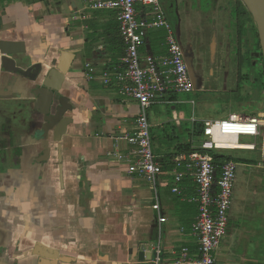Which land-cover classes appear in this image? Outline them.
I'll return each instance as SVG.
<instances>
[{"label":"crops","instance_id":"0c3cea01","mask_svg":"<svg viewBox=\"0 0 264 264\" xmlns=\"http://www.w3.org/2000/svg\"><path fill=\"white\" fill-rule=\"evenodd\" d=\"M225 1L196 0L197 9L207 5L215 14L227 9ZM239 1L230 0L227 6ZM137 8L140 16L149 17ZM166 35L162 27L149 28L140 56L164 57ZM211 38L216 47V35ZM1 41L19 42L24 52L8 55L13 67L21 68L9 71L0 48V264H155L156 249L161 264H176L182 248L195 258L192 224L198 210L191 171L177 169L183 173L179 192L171 187L173 158L185 153H176L175 146L199 145L193 141L197 120L192 116L193 125L183 128L177 110L170 115L172 92L148 109L152 150L162 165L158 213L152 208L150 183L129 172L136 154L123 137L133 133L139 107L118 94L114 81L124 53L116 11L94 9L88 0H0ZM62 49L74 52L62 85L72 107L65 116L71 121L60 141L53 140L52 130L44 140L38 134L43 115L33 107L32 89L58 63ZM105 71L111 84L101 80ZM214 71L210 67L208 77L217 80ZM158 104L166 105L163 113ZM253 139L263 144L264 132ZM230 216L229 210L217 264H264V227L260 233L251 225L241 228ZM251 217L247 220L255 222ZM239 233L254 235L251 252L247 244L241 252L233 250L230 240ZM143 252H152L151 259L141 257Z\"/></svg>","mask_w":264,"mask_h":264},{"label":"built area","instance_id":"2783aa9c","mask_svg":"<svg viewBox=\"0 0 264 264\" xmlns=\"http://www.w3.org/2000/svg\"><path fill=\"white\" fill-rule=\"evenodd\" d=\"M88 1L94 9L116 11L124 53L120 58L121 68L115 72L114 81L118 84V94L135 100L139 107L133 133H127L123 137L136 154L129 172H136L150 183L155 200L152 208L159 213L160 203L156 186L162 165L152 150L148 109L166 92L187 93L194 90L184 60L183 48L160 0ZM137 7H141L143 14L149 17L140 16ZM151 27H162L167 31V54L160 59L150 54L140 56L139 53L147 30ZM87 68L90 73L94 72V68L89 64ZM101 80L105 84H111L113 81L107 71L102 74ZM263 129L264 111L253 114L233 112L225 119H205L201 121L203 140L199 145L173 158L175 173L171 190L179 192L178 184L183 173L177 169L185 168L191 171L196 187L192 200L197 203L198 210L192 224V232L197 240V256L190 258L187 248H182L176 264H217L218 250L228 233L237 161L225 159L218 166L213 162L211 152L254 150L255 143L241 142L240 137L257 138L262 136ZM116 157L121 159L122 155L116 154ZM158 220L159 223L163 220L160 215ZM154 263L161 264L159 249H156Z\"/></svg>","mask_w":264,"mask_h":264},{"label":"rangeland","instance_id":"374dc122","mask_svg":"<svg viewBox=\"0 0 264 264\" xmlns=\"http://www.w3.org/2000/svg\"><path fill=\"white\" fill-rule=\"evenodd\" d=\"M160 1L165 12L170 2V13L166 12V15L184 48H188L184 41L185 34L193 36L194 41L197 40L198 44L205 43L208 38L210 39L214 35L219 41L216 47L211 43L212 53L217 50L216 56L213 58L215 62L204 69L206 73L212 67L215 69V76L219 78L213 80V76H210L205 79L203 76L205 73L202 75L203 77H200L196 69L191 66L197 90L175 93V99L170 102L169 106L170 115L173 109L177 110L178 115L183 117V128H190L193 125L191 119L194 116L199 131L200 122L206 118L225 119L231 112L253 114L264 111V89L260 88L256 80L259 77L258 72L262 70V62H258L257 66L248 65L250 57L247 51L256 52L258 48V37L255 35L256 27L251 15L242 13L243 7L239 4L227 6L230 0L225 1L226 10H218L215 14L211 13L207 5H202L201 10H198L196 0ZM240 25L242 27L241 45L246 48L242 58L244 65L241 66V71L249 75L243 73L241 77L239 76V80H236L237 70L233 43L237 37H240V35L238 36ZM209 35L211 36L209 37ZM193 51L194 45H192L191 52ZM237 83L239 90L236 89ZM191 100L194 102L191 103ZM156 107L162 113L166 110L165 104H158ZM202 140L201 134H193L195 144H199ZM240 141L256 143L253 137L247 136H241ZM256 141L257 148L255 150H222L220 152L230 155L237 161L234 196L230 207L231 220L233 218L238 220L241 228L251 225L254 227V232L260 233L264 227L262 218L264 216V141L263 144L262 139ZM262 146L263 149H261ZM249 216L256 218L251 219L255 222L248 221ZM235 228L237 227L235 226ZM232 232L235 233V229H232ZM247 237L245 238L243 234L239 233L233 239L231 238L230 242L234 241L232 248L235 252H241L246 244L248 252L252 251L251 244L254 241V235Z\"/></svg>","mask_w":264,"mask_h":264},{"label":"water","instance_id":"95a60500","mask_svg":"<svg viewBox=\"0 0 264 264\" xmlns=\"http://www.w3.org/2000/svg\"><path fill=\"white\" fill-rule=\"evenodd\" d=\"M245 8L250 13L256 27L258 42L261 48V55L264 62V0H241ZM3 67L9 71H17L21 68L13 67L14 61L8 55L14 53H22L24 49L19 42L1 41ZM260 53H253L255 57H259ZM74 52L67 49L61 50V56L58 63L47 70L40 83H36L32 89L34 95V109L43 115V123L38 134L42 139H48L49 131L52 130L54 141H60L66 133L67 124L71 118L65 116L66 112L72 107L68 104V98L63 94L62 85L68 72ZM8 63V64H6ZM11 64L10 66H7ZM145 256L151 259L152 252L140 253L141 257Z\"/></svg>","mask_w":264,"mask_h":264},{"label":"flooded vegetation","instance_id":"af4514ba","mask_svg":"<svg viewBox=\"0 0 264 264\" xmlns=\"http://www.w3.org/2000/svg\"><path fill=\"white\" fill-rule=\"evenodd\" d=\"M250 14V13H249ZM239 30H240V26L238 27V36H239ZM175 34L177 36L176 30H175ZM211 35H209L210 37ZM179 42L181 43V46L183 48V53H184V60L185 63L187 65V70L188 73L190 75L191 78L192 77V70H191V66L194 67L197 71L198 76L202 77V75L205 73L204 69L205 67L211 66V64H213L215 62V60L213 59L214 56H216V51L214 53H212L211 51V39L212 38H208L207 41L203 44H198V41L195 40L193 36L189 35V34H185V42L187 43L188 48H184L182 42L180 41L179 37L177 36ZM241 38L237 37L236 41L233 43L234 44V56H235V66H236V70L238 72V76H242V72H240V68L242 65H244V62L242 61L243 55L246 52V48L244 46L241 45ZM194 41V44H192V42ZM192 45H194V51H192ZM257 49L256 52H251V51H247V53L249 54V63L248 65L250 66L251 64L254 66H257L258 62H262L261 66L263 69L264 66V62H263V58L261 55V48L259 45V42L257 43ZM191 52V53H190ZM260 53L259 57H255L254 55H252L253 53ZM262 71V70H261ZM207 75V77L209 76L210 73H208V71L205 73ZM246 74V73H245ZM258 74H260V72H258ZM249 74L247 73V76ZM236 89L239 90V85L238 83L236 84Z\"/></svg>","mask_w":264,"mask_h":264},{"label":"trees","instance_id":"16d2710c","mask_svg":"<svg viewBox=\"0 0 264 264\" xmlns=\"http://www.w3.org/2000/svg\"><path fill=\"white\" fill-rule=\"evenodd\" d=\"M239 5H241L243 7V12L242 13H247L249 14L248 10L245 8V6L243 5V3L241 1H239ZM241 25H240V30H239V35H240V38L242 37V29H241ZM257 36V32L255 34ZM258 43V41H257ZM243 61V59H242ZM240 72L241 71V68L239 69ZM245 74V72H243ZM247 75V74H246ZM259 83V86L261 89H264V66H263V69L262 71L260 72L259 74V77L258 79H256ZM195 133L197 134H200L201 133V125H200V129L199 131L197 130V127L195 129ZM191 143H179V145H176L175 146V152L176 153H179V152H189L190 150H192L193 148H191ZM222 151V150H221ZM175 153V154H176ZM211 155H212V158H213V162L216 164V165H220L225 159H233L230 155H225L223 154L222 152L220 151H216V152H211ZM235 160V159H234ZM236 161V160H235Z\"/></svg>","mask_w":264,"mask_h":264}]
</instances>
